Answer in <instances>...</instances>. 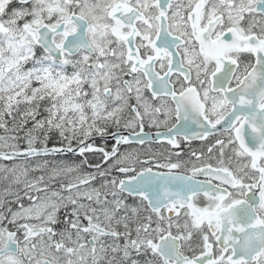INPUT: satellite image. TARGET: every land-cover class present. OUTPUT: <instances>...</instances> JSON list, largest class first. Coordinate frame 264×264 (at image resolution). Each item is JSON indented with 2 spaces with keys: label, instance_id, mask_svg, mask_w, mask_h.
Masks as SVG:
<instances>
[{
  "label": "snow or ice",
  "instance_id": "6c2138e0",
  "mask_svg": "<svg viewBox=\"0 0 264 264\" xmlns=\"http://www.w3.org/2000/svg\"><path fill=\"white\" fill-rule=\"evenodd\" d=\"M0 264H264V0H0Z\"/></svg>",
  "mask_w": 264,
  "mask_h": 264
}]
</instances>
